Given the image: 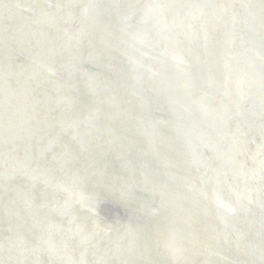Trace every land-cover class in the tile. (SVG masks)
I'll use <instances>...</instances> for the list:
<instances>
[{
	"label": "bare ground",
	"instance_id": "1",
	"mask_svg": "<svg viewBox=\"0 0 264 264\" xmlns=\"http://www.w3.org/2000/svg\"><path fill=\"white\" fill-rule=\"evenodd\" d=\"M145 1L0 0V264H264V0Z\"/></svg>",
	"mask_w": 264,
	"mask_h": 264
},
{
	"label": "water",
	"instance_id": "2",
	"mask_svg": "<svg viewBox=\"0 0 264 264\" xmlns=\"http://www.w3.org/2000/svg\"><path fill=\"white\" fill-rule=\"evenodd\" d=\"M139 1V3H143V2H146L145 0L144 1H142V0H138ZM141 4H139V5H141ZM151 14H153V12L151 11ZM71 31V30H70ZM194 71H197L198 73L200 72V66L198 65L195 69H194ZM203 88H204V84L202 85V90H203ZM228 200H229V202L231 203V204H233V208H232V210L230 211V214H231V216H235L236 215V213H237V210H238V206H237V203H236V201L232 198V196H230L229 194H227V197H226ZM233 262H236L237 264H242L240 261H238L237 260V258H236V256L235 255H231V256H229L228 257V255L226 256V258H225V261H224V264H232Z\"/></svg>",
	"mask_w": 264,
	"mask_h": 264
},
{
	"label": "rangeland",
	"instance_id": "3",
	"mask_svg": "<svg viewBox=\"0 0 264 264\" xmlns=\"http://www.w3.org/2000/svg\"><path fill=\"white\" fill-rule=\"evenodd\" d=\"M73 19V18H72ZM70 20V22H72V20H71V18L69 19ZM124 25V23L122 24V26Z\"/></svg>",
	"mask_w": 264,
	"mask_h": 264
}]
</instances>
